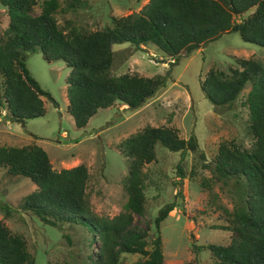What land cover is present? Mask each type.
Wrapping results in <instances>:
<instances>
[{
  "label": "trees",
  "instance_id": "obj_1",
  "mask_svg": "<svg viewBox=\"0 0 264 264\" xmlns=\"http://www.w3.org/2000/svg\"><path fill=\"white\" fill-rule=\"evenodd\" d=\"M37 3L0 0L8 15L0 35V118L11 122L24 124L27 119L42 117L44 99L54 102L26 66L32 53L40 52L48 62L62 60L69 68L67 111L74 125L84 128L98 109L119 102L135 110L166 87L165 75H113L114 45L128 43L139 50L152 44L172 63L227 33L236 32L244 42L264 48V0H149L138 12L112 17L109 26L96 31L69 24L61 27L55 18L59 0H44L40 13L33 15ZM236 65L228 71L211 67L200 87L214 108H219L231 105L250 84L244 105L253 143L243 148L223 142L205 165L216 182L230 183L237 190L238 203L225 219L229 243L195 250H209L216 264H264V61L237 59ZM157 145L180 152L177 170L181 177L185 154L199 146L194 135L183 139L174 126L166 125L145 126L121 141L119 151L127 164V201L124 210L112 218L90 210L86 195L89 174L82 164L56 171L47 153L30 144L0 146V166L8 176L27 178L35 186L21 204L23 211L53 227L65 223L84 227L99 242L89 264H129L121 260L122 254L144 257L130 264H164L160 224L174 209V202L157 211L152 222L156 236L150 240L149 226L142 229L134 222L135 215L145 214L143 168L156 159ZM0 210L5 217L11 213L2 201ZM0 264H34L25 239L11 233L1 220ZM184 264L198 262L194 258Z\"/></svg>",
  "mask_w": 264,
  "mask_h": 264
},
{
  "label": "rangeland",
  "instance_id": "obj_2",
  "mask_svg": "<svg viewBox=\"0 0 264 264\" xmlns=\"http://www.w3.org/2000/svg\"><path fill=\"white\" fill-rule=\"evenodd\" d=\"M43 1L38 0L33 15L40 13ZM148 1L59 0L55 18L61 27L69 24L96 31L109 26L112 17L138 12ZM7 22V10L0 4V35ZM141 47L135 50L128 43L114 45L110 72L165 75L166 87L135 110L119 102L98 109L84 128H77L67 111L69 68L62 60L48 62L40 52L29 54L26 66L31 76L54 102L44 99L45 114L24 124L0 118V146L35 144L47 153L56 171L84 165L89 174L86 195L90 210L112 218L124 210L127 201V164L119 151L121 141L148 125L174 126L183 139L194 135L198 150L185 154L183 177L177 170L180 152L155 147L156 159L143 168L145 214L135 215L134 222L142 229L149 226L150 240L156 236L152 222L157 211L174 202V209L160 224L164 264H184L194 258L198 264H216L209 250L195 248L229 243L225 219L237 206L238 193L230 183L216 182L205 165L223 142L243 148L252 145L249 113L244 105L250 84L231 105L219 108L204 96L200 85L211 67L228 71L237 67V59L264 61V48L244 42L236 32L223 34L189 55L182 54L174 63L152 44ZM34 189L29 179L10 177L0 166V201L11 209L8 217L0 210V220L11 233L25 239L34 264H89V256L99 242L84 227L67 223L53 227L21 209L24 198ZM143 258L140 254L121 255V260L129 264Z\"/></svg>",
  "mask_w": 264,
  "mask_h": 264
}]
</instances>
